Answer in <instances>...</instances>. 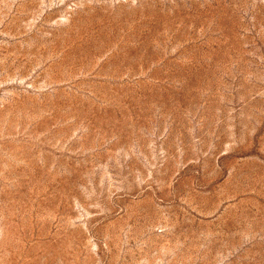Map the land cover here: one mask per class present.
Here are the masks:
<instances>
[{"label": "rangeland", "instance_id": "obj_1", "mask_svg": "<svg viewBox=\"0 0 264 264\" xmlns=\"http://www.w3.org/2000/svg\"><path fill=\"white\" fill-rule=\"evenodd\" d=\"M0 264H264V0H0Z\"/></svg>", "mask_w": 264, "mask_h": 264}]
</instances>
